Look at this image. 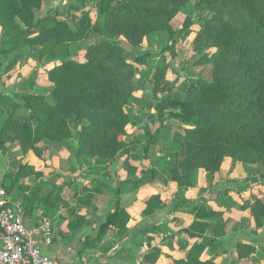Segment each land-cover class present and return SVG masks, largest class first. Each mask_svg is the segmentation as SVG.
I'll use <instances>...</instances> for the list:
<instances>
[{
	"label": "trees",
	"instance_id": "1",
	"mask_svg": "<svg viewBox=\"0 0 264 264\" xmlns=\"http://www.w3.org/2000/svg\"><path fill=\"white\" fill-rule=\"evenodd\" d=\"M47 1L51 0H0V55L32 45L43 50L51 60L60 61L47 71V79L53 85L49 93L51 102L36 93L22 96L23 105L7 106L0 97V112L6 115L0 122V150L7 152V144L18 141L40 158L36 143L40 139L65 138L68 127L72 126L79 128L83 142L95 143L93 153L102 163L112 162L121 148L119 137L125 134L128 116L123 109L129 95L119 87L117 69L103 65L91 55L84 63L73 60L70 46L88 36L97 37V31L116 27L121 36L136 45V13L144 18L170 20L186 0H147L146 4L130 9L128 0H100L97 7L102 20L93 26L79 20L76 31L51 16L34 23L35 11ZM197 6L204 12H214V16L202 24L207 40L204 48L209 53L199 60L201 64L210 65V69L192 83L183 97L169 94L156 106L160 119L168 109L170 117L188 124L182 133L174 136L178 152L173 160L165 161L166 175L171 173L178 186L185 188L191 185L195 171L213 175L220 171L227 158L234 162L259 163L264 169V0H199ZM136 61L141 62V58ZM24 108L29 110L28 114L23 112ZM98 114L104 115L101 133L98 125L93 127ZM22 169L21 172H25V166ZM260 175L264 176V170ZM157 179L152 172L149 178H139L130 186L129 181H121L113 195ZM103 190L110 189L97 182L92 193L81 196L79 203L89 207L93 194ZM25 192L17 197L23 216H31L40 203L54 205L51 194L39 200L36 193L26 195ZM161 206L158 196H150L143 214L149 215ZM207 216L211 213L204 209L198 213L200 219ZM128 221V213L120 209L117 200L113 211L99 226L96 239L86 238L80 253L109 231L114 237L123 238ZM256 222L260 223L257 219ZM208 227L198 222L190 226L187 232L190 235L199 232L202 241L190 248L186 258L174 260V264H214L200 260L206 245L212 242L203 238ZM253 252L249 245L237 246L240 259ZM158 257L159 251L152 250L143 257V263L154 264Z\"/></svg>",
	"mask_w": 264,
	"mask_h": 264
},
{
	"label": "rangeland",
	"instance_id": "2",
	"mask_svg": "<svg viewBox=\"0 0 264 264\" xmlns=\"http://www.w3.org/2000/svg\"><path fill=\"white\" fill-rule=\"evenodd\" d=\"M99 1H47L35 11L34 23L51 16L67 23L73 31L77 30L79 20L93 26L102 20L97 7ZM198 1L183 2L170 20L163 17L144 18L136 13V45L121 36L116 27L95 31L97 37L88 36L70 46L73 60L84 63L91 55L103 65L117 69L119 87L129 95L123 109L128 116L125 134L119 137L121 148L112 162L102 163L99 156L93 153L95 143L83 142L79 128L72 126L68 127L69 133L65 138L51 141L40 139L36 143L41 151L40 158L35 157L26 144L18 141L7 144V152L0 150L1 189L12 200H18L22 191H27L26 195L36 193L39 200L51 194L54 205L51 207L40 203L37 210L51 222L55 235L64 242L74 244L81 250L82 238L86 234L96 237L97 227L91 228L95 223H92L90 207L79 203V198L92 193L97 182L102 183V179L109 174L129 181L130 186L137 179L145 180L155 172L158 179L153 182L176 189L171 200L178 206L184 207L186 200H189L206 205L211 210L228 207L229 213L234 208L232 216L229 215L226 220L237 216V207H241L248 209L247 214L251 217L250 221L242 220V227L248 223L250 226L251 221L255 227L256 219L260 223L264 221V176L260 175L264 169L259 163L234 162L227 158L220 171L213 175L195 171L191 185L186 188L178 186L171 173H165L166 159L173 160L178 152L174 136L182 133L188 124L170 117L168 109L163 111L160 119L156 106L169 94L183 97L192 83L200 80L210 69V65L201 64L199 60L209 53L204 48L207 40L202 33V24L204 20L211 19L214 12L198 9ZM128 3L130 9L146 4L147 0H128ZM168 8L172 10L171 6ZM1 44L0 27V49ZM137 58H141V62H137ZM59 64V60H51L43 50L32 45L0 55L1 102L7 106L23 105L22 96L36 93L44 95L51 102L49 93L53 85L47 79V71ZM23 112L28 114L29 110L24 108ZM5 117L0 112V122ZM96 119L93 127L98 125V132L101 133L104 115L98 114ZM23 166L25 172H21ZM150 184H142L139 188L149 189ZM7 189L9 192H6ZM244 192L247 193L244 195ZM236 197L241 202L234 201ZM199 203L195 208H201ZM252 207L254 211H251ZM222 214L216 211L213 216L221 225L224 221ZM103 239L94 244L102 255L110 246V242L100 243ZM72 257L73 253L70 252L68 264H74Z\"/></svg>",
	"mask_w": 264,
	"mask_h": 264
},
{
	"label": "crops",
	"instance_id": "3",
	"mask_svg": "<svg viewBox=\"0 0 264 264\" xmlns=\"http://www.w3.org/2000/svg\"><path fill=\"white\" fill-rule=\"evenodd\" d=\"M121 181L122 179L115 178L113 174H109L104 180L102 179V183L110 190L94 193L89 207L92 213V223H95L91 228L97 227L95 228L96 233L99 226L104 223L106 215L113 211L118 200L120 209H123L129 215L126 226L127 232L123 238H116L109 231L103 241L100 242H110V246L104 250V252L107 251L106 253L99 254L97 247L93 244L80 253L82 249L80 250L74 244L64 242L61 237L55 235L53 227L54 239L52 245L48 247L42 245V253L58 260L60 264H68L70 252L73 253L71 259H73L74 264H151L143 263V257L152 250H158L159 257L154 264H174V260L186 258L190 248L202 241L199 232H191L192 235L187 232L193 223L198 222L209 226L203 234V238L212 240L210 245H206L200 256L201 261L209 260L214 264H264V221L261 224H255V227L252 221L250 226L248 223V225L242 227L243 219L251 220L250 215L247 214L248 209L237 207V216L226 220L225 218L229 215L232 216L231 211L234 208L231 211L229 210V214L228 207L211 210L206 205L197 201L193 203L189 200H186L185 206L181 207L176 203H172L171 200L176 193V189L169 188V186H158L157 182H152L149 189L137 188L115 196L113 192ZM0 191H2L1 187ZM246 193L244 192V195ZM150 196H158L162 206L153 213L144 215L145 203ZM234 201L241 202L237 197L234 198ZM197 203L201 208H195L198 205ZM187 206L191 207L192 210L187 209ZM202 209L211 213V216L200 219L198 213ZM216 211L224 213L221 216L224 219L222 225L218 224V220L213 217ZM42 216V212L38 211L37 206H35L31 216H24V221L28 227H32L37 225L43 218ZM88 223L91 225V222ZM235 227L236 229H234ZM215 228L217 229L214 232ZM210 230H212V233H210ZM86 238L90 241L96 239L95 236L88 237L86 234L82 238V243ZM238 244L249 245L253 247L254 252L248 257L240 259L237 253Z\"/></svg>",
	"mask_w": 264,
	"mask_h": 264
},
{
	"label": "built area",
	"instance_id": "4",
	"mask_svg": "<svg viewBox=\"0 0 264 264\" xmlns=\"http://www.w3.org/2000/svg\"><path fill=\"white\" fill-rule=\"evenodd\" d=\"M54 230L45 218L28 227L18 200L0 191V264H60L42 253L41 246H51Z\"/></svg>",
	"mask_w": 264,
	"mask_h": 264
}]
</instances>
